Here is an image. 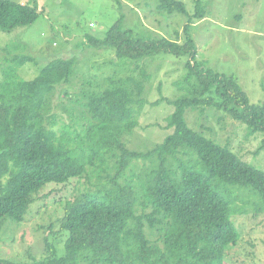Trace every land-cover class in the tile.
Segmentation results:
<instances>
[{"label":"trees","instance_id":"trees-1","mask_svg":"<svg viewBox=\"0 0 264 264\" xmlns=\"http://www.w3.org/2000/svg\"><path fill=\"white\" fill-rule=\"evenodd\" d=\"M20 1L0 0L1 31L38 20L36 0ZM114 1L121 8L120 0ZM143 1L148 6L155 2L161 14L187 16V23L171 40L149 29L135 33L121 14L103 37L87 36L86 46L112 51L118 63L111 62L116 71L102 82H89L87 91L75 96L64 92L71 124L59 127L50 113L57 88L71 84L75 59L54 58L28 81L18 77V70L36 63L29 56H14L3 70L0 221L23 223L34 195L48 184L98 180L94 191L64 209L59 229L67 233L61 243L64 255L46 243V256L31 264H226L228 251L241 240L233 217L246 211L236 208L237 198L225 188L251 189L254 194L240 191V200L255 198V211L264 214V171L244 162L229 145L193 130L185 119L188 110L213 108L245 125L250 134L264 135V102L251 105L235 78L198 64L191 26L206 16L201 0H193L191 16L182 1ZM162 55L185 59V76L175 83L182 94L155 103L174 107L166 118V128L173 132L152 149L133 151L123 135L137 126L135 118L147 103L146 61ZM76 114L88 121L83 135L76 130ZM138 160L149 166L127 177Z\"/></svg>","mask_w":264,"mask_h":264},{"label":"rangeland","instance_id":"rangeland-1","mask_svg":"<svg viewBox=\"0 0 264 264\" xmlns=\"http://www.w3.org/2000/svg\"><path fill=\"white\" fill-rule=\"evenodd\" d=\"M32 0H21L25 3ZM185 4L187 13H194L193 0H178ZM41 12L38 20L29 26L10 32L0 30V83L3 70L9 67L14 56H29L35 64L28 63L18 70V77L28 81L34 79L47 63L56 58L75 59V75L70 86L57 88L53 97L50 116H55L58 126L71 124L65 108L70 105L64 92L72 96L87 91L89 82H102L104 77L116 71L110 63H118L112 51H103L85 45L87 36L101 38L115 24L121 14L125 26L135 33L139 30L154 31L176 39L188 17L175 13L161 14L156 3L148 5L143 0H120L121 8L114 0H36ZM206 16L191 26V35L197 49V62L203 68L237 80L251 105L264 102V0H201ZM157 33V34H156ZM147 60L146 82L143 97L147 103L135 118L137 126L123 140L129 149L144 152L152 149L170 134L166 118L174 107L160 99L175 100L182 93L175 83L185 76L184 58L170 55ZM117 70L118 67H117ZM122 77L123 74H120ZM76 130L83 135L88 121L74 117ZM185 119L190 128L202 133L220 146L229 145L244 162L264 171V135L250 134L247 127L235 122L224 111L213 108L188 110ZM74 129H71V132ZM133 172L139 175L148 161L134 162ZM122 181V180H121ZM98 180L72 179L66 184H48L30 205L21 224L9 219L0 221V261L11 264H31L46 256V243L58 256L64 255L67 233H60V221L68 202L86 192L95 190ZM228 196L236 197V208L244 207L245 214L234 215L233 221L241 234L238 246L228 251L226 264H264V214L257 213L253 206L256 199L243 202L240 191L246 187H228ZM253 193V192H252ZM254 194V193H253ZM243 198V197H241ZM53 226L51 230L49 227ZM58 232V233H57ZM64 236V238H63Z\"/></svg>","mask_w":264,"mask_h":264}]
</instances>
